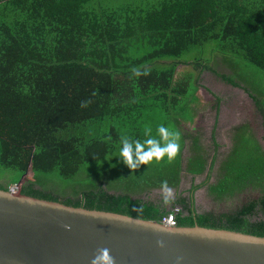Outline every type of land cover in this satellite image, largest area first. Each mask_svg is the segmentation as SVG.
Returning <instances> with one entry per match:
<instances>
[{
	"label": "trees",
	"instance_id": "obj_1",
	"mask_svg": "<svg viewBox=\"0 0 264 264\" xmlns=\"http://www.w3.org/2000/svg\"><path fill=\"white\" fill-rule=\"evenodd\" d=\"M210 42L218 43L213 51L231 73L220 72L209 60L182 59ZM243 63L264 73V0H135L116 7L102 0H0V173L13 174L0 178V188L21 183L27 195L159 221L181 206L177 225L264 236V148L249 123L234 129L218 181L209 186L218 200L248 186L263 190L234 211L198 210L196 192L207 181L172 198L170 209L163 200H145L116 186L111 191L73 183L65 195L56 186L45 188L54 185L53 174L75 179L86 164L104 160L121 145V137L143 141L151 128V136L159 138L153 110L173 118L181 136L191 141L187 172L212 171L217 157L209 164L201 135L182 124L188 85L176 77L177 68L198 70L192 114L185 121L195 117L193 101L199 99L206 71L242 88L264 117L262 96L234 77ZM108 173L128 188L150 184L141 192L161 188L165 180L170 188L181 183L179 171L172 176L170 169L135 178L103 172Z\"/></svg>",
	"mask_w": 264,
	"mask_h": 264
},
{
	"label": "water",
	"instance_id": "obj_2",
	"mask_svg": "<svg viewBox=\"0 0 264 264\" xmlns=\"http://www.w3.org/2000/svg\"><path fill=\"white\" fill-rule=\"evenodd\" d=\"M102 248L115 264H264V236L163 223L0 188V264H91Z\"/></svg>",
	"mask_w": 264,
	"mask_h": 264
},
{
	"label": "rangeland",
	"instance_id": "obj_3",
	"mask_svg": "<svg viewBox=\"0 0 264 264\" xmlns=\"http://www.w3.org/2000/svg\"><path fill=\"white\" fill-rule=\"evenodd\" d=\"M129 1L135 0H102V3L107 4L110 7H116ZM217 47L218 43L215 42H210L204 47H194L191 51L187 52L182 59L185 61H196L198 58L209 60L220 72L231 73L232 69L226 66L222 60L220 61L218 59V56L221 58V55L218 52L213 51V49L216 50ZM240 63L241 62H239V64ZM182 74L183 75L180 76V81H183L188 85L187 92L182 99L181 106L183 109H180L182 124H184L185 128H187L193 135L196 133L201 134V141L210 157L209 164L212 163L213 158L217 157L212 171L208 170L205 173L196 176L187 172L186 164L191 155V141L185 140V138L181 136V151L171 162L167 161L165 158L160 162L153 160L147 165H141L135 170L129 169L118 157L119 149L121 147V145L118 144L101 162L86 164L75 179H66L59 173L56 175L53 174L50 178L54 185L48 184L45 188L52 189L51 186H56V192L60 195H65L68 194V187L73 183L78 186H104L111 191L114 190L113 188L116 186L121 189H118L121 192H129L134 196L145 200L160 202L163 200L164 196L161 188L141 192L143 188L140 186L128 188L129 186L127 182L115 181L110 177L111 173L103 174V172L115 170V173L117 172L120 177L123 176L126 178L129 174H132L135 178L138 177V175L146 177L155 172L170 169L173 173L172 176L179 171V177L181 178L180 186L177 188H171L173 198H176L178 195L189 190L193 183L201 184L207 181V183L196 192V206L200 212L213 211L221 213L234 211L243 203L260 197L263 192L261 188L248 186L230 197L218 200L211 194L209 186L218 181L220 165L232 149L233 133L237 126L245 123L251 124L253 134L264 148L263 114L258 110L254 100L242 88L234 87L228 82H225L220 76L211 72H206L201 75L202 79H200V82L203 81L206 85H202V89L198 91L197 96H199V99L193 101L194 107L196 108L195 117L192 121L184 123L189 114H192L193 109H191L189 103L190 100L194 99L195 89L199 84L197 79L198 70L193 66L185 65ZM234 77L243 81L251 92L261 95L264 103V73L260 69L254 66H247L243 63L237 70H235ZM150 112H152V122L161 125L164 121H167L163 125L175 129L181 134L180 127L173 118L169 119L170 116H165V114L163 115L160 111L154 112L153 110ZM12 175L11 172L9 173L7 171L0 173V178L6 181L10 179ZM154 182L155 180L153 183ZM148 186H150V184H146L144 188H149ZM152 188H154V186H152ZM185 195H187V193H185ZM168 207L170 209L171 205L168 204Z\"/></svg>",
	"mask_w": 264,
	"mask_h": 264
},
{
	"label": "clouds",
	"instance_id": "obj_4",
	"mask_svg": "<svg viewBox=\"0 0 264 264\" xmlns=\"http://www.w3.org/2000/svg\"><path fill=\"white\" fill-rule=\"evenodd\" d=\"M156 131L159 138L151 136V128H146L145 136L147 138L143 141L128 136L121 137L118 157L125 166L135 170L153 160L160 162L166 158L171 162L178 156L182 148L181 134L163 124L159 125ZM161 189L164 193V204L171 203L173 192L167 180L161 182ZM91 264H115V258L110 254L108 248H102L92 258Z\"/></svg>",
	"mask_w": 264,
	"mask_h": 264
},
{
	"label": "built area",
	"instance_id": "obj_5",
	"mask_svg": "<svg viewBox=\"0 0 264 264\" xmlns=\"http://www.w3.org/2000/svg\"><path fill=\"white\" fill-rule=\"evenodd\" d=\"M21 189V183L20 184H14L10 187V191L17 192ZM182 211L181 206L174 207L168 214H166L162 222L163 223H169V224H176L177 225V215Z\"/></svg>",
	"mask_w": 264,
	"mask_h": 264
},
{
	"label": "crops",
	"instance_id": "obj_6",
	"mask_svg": "<svg viewBox=\"0 0 264 264\" xmlns=\"http://www.w3.org/2000/svg\"><path fill=\"white\" fill-rule=\"evenodd\" d=\"M184 66L185 65H179V67L177 68V73H176V77L177 78H179V79H181V77L180 76H182L183 74V71H184ZM206 72H209V71H206ZM206 72H204V73H206ZM203 74V73H202ZM201 79H202V77H201ZM200 84L201 85H206V84H204V82L202 81V82H200ZM202 88H200V90H201ZM199 90V91H200ZM184 123H188V121H185ZM184 125V124H183ZM184 129L186 130L187 128H185V126H184ZM186 131H188V129L186 130ZM196 135H201L200 133H196Z\"/></svg>",
	"mask_w": 264,
	"mask_h": 264
}]
</instances>
